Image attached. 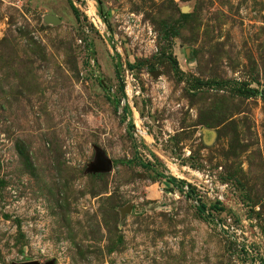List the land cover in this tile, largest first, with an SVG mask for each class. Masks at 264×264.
Returning <instances> with one entry per match:
<instances>
[{"label":"rangeland","instance_id":"rangeland-1","mask_svg":"<svg viewBox=\"0 0 264 264\" xmlns=\"http://www.w3.org/2000/svg\"><path fill=\"white\" fill-rule=\"evenodd\" d=\"M27 260L264 264V0H0V264Z\"/></svg>","mask_w":264,"mask_h":264},{"label":"water","instance_id":"water-1","mask_svg":"<svg viewBox=\"0 0 264 264\" xmlns=\"http://www.w3.org/2000/svg\"><path fill=\"white\" fill-rule=\"evenodd\" d=\"M112 167V161L109 157H107L104 152L100 149L96 150L95 160L88 165L87 170L89 172H103L107 171ZM130 210V205L128 204L125 207V211ZM11 264H54L53 260H48L44 263H40L37 260H27L20 262H12Z\"/></svg>","mask_w":264,"mask_h":264},{"label":"trees","instance_id":"trees-1","mask_svg":"<svg viewBox=\"0 0 264 264\" xmlns=\"http://www.w3.org/2000/svg\"><path fill=\"white\" fill-rule=\"evenodd\" d=\"M70 7H71L73 13H74L75 15H77L78 10H77V8L74 6V4H72L71 1H70Z\"/></svg>","mask_w":264,"mask_h":264}]
</instances>
